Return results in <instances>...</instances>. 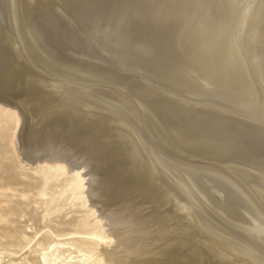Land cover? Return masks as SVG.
<instances>
[{"label": "bare ground", "instance_id": "bare-ground-1", "mask_svg": "<svg viewBox=\"0 0 264 264\" xmlns=\"http://www.w3.org/2000/svg\"><path fill=\"white\" fill-rule=\"evenodd\" d=\"M4 15L11 27L0 19L8 47L0 64L21 56L46 80L34 76L24 90L66 108L46 129L32 127L6 80L0 106L16 119L26 163L75 175L68 189L87 209L84 227L102 234L89 233L82 256L90 264H240L212 261L213 244L183 217L191 199L181 182L197 181L207 209L229 196L225 221L251 240L263 234L264 0H0ZM68 121L84 124L87 137L57 130ZM99 134L104 140L89 148Z\"/></svg>", "mask_w": 264, "mask_h": 264}, {"label": "rangeland", "instance_id": "rangeland-1", "mask_svg": "<svg viewBox=\"0 0 264 264\" xmlns=\"http://www.w3.org/2000/svg\"><path fill=\"white\" fill-rule=\"evenodd\" d=\"M61 6H62L61 3L57 4V8L58 7L61 8ZM63 10L67 11L65 6H63ZM68 15L71 16V13L68 12ZM6 18L8 17L4 15L3 19L2 18L0 19L5 21L6 27H11V22L10 24H7L8 22L6 23V21H8V19ZM86 32H87L86 30H83L82 34L84 33L87 36L88 33ZM91 40L93 39L91 38ZM2 45L0 42V48H1L0 49L1 50L0 60H4L8 56L7 55L8 47L5 44H2ZM12 59L9 61H6V64H5V65H10L11 67L5 66V65L2 66L4 64L3 62L2 64H0V67H1L0 68V76H1L0 80H3V82L6 80L4 83L7 84V86L9 87L7 88L9 89L7 92L13 93L16 96V99L20 100V102L23 103V106L25 105L24 107L26 109L30 108L29 109L30 112L26 110L27 111L26 113L28 114L27 117H29V119L31 120V123L29 125L34 127L37 122L36 126L44 130L49 126V124H51L50 122L52 120L50 119H54V117H57L59 114H61L59 116H62V113H63L62 110H64L66 107L64 106L62 101L60 100L55 101L56 99L54 98V95L50 96L48 100H42V101L38 100L37 101V96L33 94H28L26 90H24L28 86V83L30 84V82L35 80L36 78H38L37 80L43 83L44 82L46 83V80L45 79L42 80V78H40L42 74H39L38 71H35V69H33L29 65V63L25 61L21 56L16 57L13 60ZM21 62L23 63V65ZM29 66L30 68H28ZM28 72L30 75L28 74ZM17 76H19L20 78ZM26 76H29V77H26ZM15 78H18V79L15 80ZM89 78H90L89 79L90 82L96 81L95 77L94 78L89 77ZM17 83H19V85ZM18 88L21 90H19ZM24 92L25 94H23ZM21 95H22V98H21ZM24 96H26L27 100L23 99L25 98ZM31 98H33V100L35 98L36 101L35 100L33 101ZM28 100L32 101L33 103L31 102L30 105H28V102H29ZM36 102L38 103L41 102V103L38 105V103ZM46 102H48V104H46ZM55 102H58V103L56 104ZM42 103L43 104L45 103V104L42 105ZM40 106L43 108H40ZM45 108L46 110L47 109L48 110L46 111ZM9 111H10L9 108H4V106H0V264H46V263H49V264H83V263L90 264L89 262L90 259H88L89 257L82 256L85 253L84 252L85 250L83 251V248L85 249L86 244L87 245H90V243L93 244V241L89 238V233L98 232L97 234L100 235L101 232L100 230H98V228H96L93 225H90L91 227L89 226L92 230L89 227H86V228L84 227L83 220H85V215H86L85 213L87 209L82 208L80 206V201L76 200V197L74 196V192L68 189V184L72 180V178H74L75 175L73 173H67L66 175H59V172H56V171L46 172L44 169H36L35 166H31L28 163H26L23 160V158L20 157L18 150L16 149L17 145L15 144V140H14V136H15L14 134L16 133V123H15L16 119L15 117H7L6 114H8ZM2 113H4V115ZM33 115L35 117H33ZM47 118L49 119V121ZM44 121H47V123ZM74 121H77V120H74ZM64 123H62L58 127L57 129L58 131H62L64 133H75L76 131L77 134L81 132L80 133L81 138L87 137L84 135L85 133L82 132V130H84L83 126H85L84 124H82V126H80L81 124H79V126L78 125L74 126L75 123L73 121H68ZM73 128L75 130H73ZM70 130H73L74 132ZM90 137L91 136H88V138ZM98 137H96L95 139H92V141L86 138L87 140L90 141V143L88 144L89 148L94 147V145L97 142H100L104 140L103 138H105L104 134H101V135L99 134ZM91 142L94 145H92ZM101 151H104L103 148ZM263 153H262V156H263ZM241 162L243 165L247 164L245 160H242ZM114 167H115L113 168L114 174H118V171L116 169L117 166L114 165ZM248 169L249 170L252 169V164L247 166L246 170L248 171ZM115 170L117 171V173ZM126 180L127 179L124 178L123 181H126ZM190 181H192L191 184H187L185 181L181 182L182 183L181 189L182 190L185 189L184 192L191 199V201H189L187 204L188 208L187 206H185V209L183 210L184 211L183 217L186 219V221H188V224L190 225V227H193L196 230H200L199 231L200 235L203 238L207 237V239H209L211 246L213 244L212 249H215V250L209 251V255L211 256L212 261L216 257H217L216 259H221L223 258V255H224L226 259L227 258H229L230 260L233 259L239 262L240 264L242 263L250 264V262L251 264H264V261H263L264 252H262L264 251V244H263L264 242L262 243V241H264L263 239L264 232L263 234L262 233L259 234V236L262 234L260 239H258L259 236H256L255 238H253L254 240L256 239L254 243V240L249 239L247 235H245L246 233H244L243 230H241L238 227L235 228L231 226V224H228L226 222L227 221L226 218H228V214L231 211L230 205L229 204L226 205L229 201L228 200L229 196L225 198L227 203L226 202L222 203L220 205L221 207L217 205V206H213V208H210V209L208 207L207 209V207H205V205L207 206V204H204L203 202H201L203 200H200V199H198L199 201L197 200V197H196L197 196L196 195L197 181L196 180L193 181L191 179ZM193 185H194V188H192ZM187 186L188 188L191 187L189 191L187 190L188 188H186ZM200 189H202V187ZM192 190L193 191L195 190L194 191L195 194H193L194 192ZM197 204L198 206L200 205L199 206L200 208L197 207ZM218 206L220 207L219 209H217ZM196 209L198 210L197 211L198 214L196 212ZM215 209H216V212L217 210H219L218 211L219 215L216 213L218 216L215 214ZM199 211H201V213H199ZM202 212L205 215L202 214ZM220 212H221V215H220ZM223 215L225 216L227 215L226 218L225 216L223 217ZM210 218L213 220L215 229H214L212 220H210ZM194 219H195V224L193 222ZM197 222L199 223L197 224ZM223 222H226V223L223 224ZM218 224H219V227H218ZM197 225L198 226L200 225L199 229L197 228L198 227ZM221 225L224 229L221 227ZM93 228L95 231L93 230ZM225 229H226V233H224ZM222 230H224V232ZM214 233H216V235L215 237H212ZM261 238L263 240H261ZM217 242H220V243H217ZM238 242L241 247L237 244ZM217 246H219L220 248ZM245 247H246V250H245ZM224 249L226 250L224 251ZM217 250L222 254H220ZM227 252L231 254L229 253L227 254ZM210 253H212L213 255H211ZM217 254L219 256H217ZM230 255L231 256L233 255V257H231ZM237 257L238 258L240 257V258L237 259ZM241 259L242 261H240Z\"/></svg>", "mask_w": 264, "mask_h": 264}]
</instances>
